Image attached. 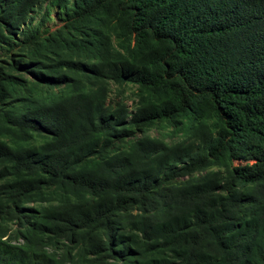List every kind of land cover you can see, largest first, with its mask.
Returning a JSON list of instances; mask_svg holds the SVG:
<instances>
[{
	"label": "trees",
	"instance_id": "1",
	"mask_svg": "<svg viewBox=\"0 0 264 264\" xmlns=\"http://www.w3.org/2000/svg\"><path fill=\"white\" fill-rule=\"evenodd\" d=\"M3 58L0 264H264V0H0Z\"/></svg>",
	"mask_w": 264,
	"mask_h": 264
},
{
	"label": "rangeland",
	"instance_id": "2",
	"mask_svg": "<svg viewBox=\"0 0 264 264\" xmlns=\"http://www.w3.org/2000/svg\"><path fill=\"white\" fill-rule=\"evenodd\" d=\"M40 15V14H39ZM39 17V16H38ZM37 17V18H38ZM37 18L35 17L34 22L37 21ZM62 24L59 22V19L56 17V10L52 9V14H51V20L45 25L47 29L53 33L54 31H58L61 28ZM107 35L110 37L111 44L114 47V49H119V43L120 40L117 38V34L111 30L110 27H105L103 26L101 28ZM63 36L65 38H72V39H79L82 38L83 35L76 32V31H64ZM120 50V49H119ZM53 53L56 52V48L52 50ZM58 53V52H56ZM69 55L72 57L73 61H83L82 56H75L73 53L69 52ZM14 56V55H13ZM51 57H53V54H50ZM49 56V57H50ZM54 58V57H53ZM6 58H3L0 60V67H8V62H6ZM6 73H9L8 71H5ZM13 75L21 78L23 81H25L26 87L21 90V97H37V96H42L44 95L45 91H37L36 93H33V91H29L26 89H32L30 83L32 82V77L28 73H24L22 71L14 72ZM108 87V93H107V100L106 102H111L113 100L118 101L119 103H123L126 105V107H129V110L132 111L134 109L135 104L140 100V97H146V93L140 91L136 86L132 85H117L113 81H107L106 83ZM59 89H55L52 91H58ZM14 98H6L0 102V106L2 108H7L9 101L11 104H16V100H13ZM181 121V120H180ZM136 138H143V137H149L152 139H159L164 141L165 143H174L176 141H179L180 139L183 138V134L175 128L174 124H171L169 122H156L154 124H151L144 128L143 132H139L136 136Z\"/></svg>",
	"mask_w": 264,
	"mask_h": 264
}]
</instances>
